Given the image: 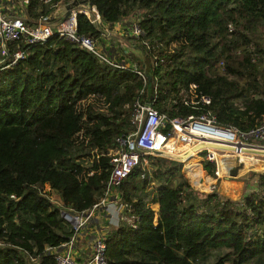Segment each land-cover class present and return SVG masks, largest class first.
I'll return each mask as SVG.
<instances>
[{"label":"trees","instance_id":"1","mask_svg":"<svg viewBox=\"0 0 264 264\" xmlns=\"http://www.w3.org/2000/svg\"><path fill=\"white\" fill-rule=\"evenodd\" d=\"M57 1L73 3L51 0L46 7L42 0H29L28 12L37 18L54 10ZM87 1L111 34L115 24L122 31L133 24L141 29L137 36L124 33L115 58L122 62L127 53L139 70L144 56L150 60L158 111L169 117L194 112L182 98L195 84L212 98L210 109L219 124L240 130L259 124L264 114V0ZM77 26L80 34L107 45L103 31L85 15H77ZM254 53L259 55L255 62ZM10 62L7 58L0 65V264H33L25 252L37 257L35 264H56L47 248L72 235L61 212L88 210L102 196L111 171L107 148L128 126L142 78L101 64L58 36L28 47L22 59ZM236 98L241 107L233 106ZM76 148H88L89 165L73 153ZM142 163L140 158L117 187L130 221L104 235L106 264H197L219 248L227 251L214 264H264V172L246 181L240 200L214 190L196 193L185 179L176 186L160 184L150 199L158 205L155 211L140 196L146 184ZM262 168L264 160H258L254 169ZM175 169L159 168L156 177L166 181ZM204 169L213 174L211 163L205 162ZM199 174L202 179L195 182L208 183L206 191L211 179L200 168ZM45 185L63 206L45 196Z\"/></svg>","mask_w":264,"mask_h":264},{"label":"built area","instance_id":"2","mask_svg":"<svg viewBox=\"0 0 264 264\" xmlns=\"http://www.w3.org/2000/svg\"><path fill=\"white\" fill-rule=\"evenodd\" d=\"M42 2L48 7L51 0H42ZM28 3L29 0H0V65L7 58H10V64H14L25 56L28 47L42 44L52 36H58L84 49L99 63L136 72L142 78V86L133 104L128 128L115 135L107 148L111 171L102 196L88 210L82 212L63 210L61 212L62 218L71 225L72 235L60 246L47 248L53 254L56 264H106L104 236L97 234L94 237L89 254L82 260L74 257V246L81 229L87 225L98 209H114L117 207L116 203L122 205L117 187L140 163L141 156L174 155V151L180 149L183 153L191 152L192 155L201 157V160L197 161L200 169L205 176L213 178L214 182H219L223 174H229L235 166L245 165V158L260 160L259 157L264 156V114L259 124L248 130L221 125L210 109L212 98L198 91L195 84H191L186 96L182 98V104L194 112L185 116L169 117L153 106L156 100L155 85L151 104H145L147 79L144 70H139L133 65L134 57L118 62L115 56H108L102 52L101 42L78 32L77 15L83 14L97 29L103 31V38L106 39L112 35L109 28L103 25L101 16L94 5H89L87 0H73L72 4H67L70 6V13L65 17L64 8L57 1L55 9L50 13L39 14L37 18H33L28 12ZM58 8L61 9L56 13ZM116 25L114 30L118 29ZM129 34L137 36L142 34V31L136 24H133ZM117 41L118 46H122V39L118 38ZM143 44L147 43L143 42ZM10 45L13 46L11 54H9ZM125 55L128 56L127 53ZM257 60H259V55L254 53L252 61ZM218 65L221 66L222 62ZM173 100L170 98L169 102ZM167 127L168 129L165 130ZM205 162L213 165L212 178L203 169ZM190 164L185 166L184 170ZM223 167H225L224 170ZM211 182L208 188L210 192L214 190ZM42 191L45 196H49L48 185H45ZM3 246L4 243L0 241V247ZM25 256L33 264L38 262L33 254L25 252Z\"/></svg>","mask_w":264,"mask_h":264},{"label":"rangeland","instance_id":"3","mask_svg":"<svg viewBox=\"0 0 264 264\" xmlns=\"http://www.w3.org/2000/svg\"><path fill=\"white\" fill-rule=\"evenodd\" d=\"M135 9L136 8L128 7V12L129 11H131V13L132 12L133 13L139 12V10L136 11ZM131 13H128V15L125 16V19H129ZM105 27H106V25H105ZM116 27H118V29L114 30V27H113V30H112L113 33L110 37H108L106 39L104 38V40L106 42H109L108 49H107V47H105V42L101 43L102 52L107 54L108 56H115L117 54V48L114 47V44L117 45V47H120V46H118L119 42L117 40H118V38L121 39L122 37H124L123 36L124 33L122 34V30L119 29V26L116 25ZM113 40H114V44H113ZM122 41L124 43L123 39H122ZM157 46H158V49H162V47H163L162 44H159ZM128 59H129L128 56L125 55L124 60H128ZM233 106L234 107H241L242 106L241 98L234 99L233 100ZM127 128H128V126H126L125 129H127ZM87 151H88V148H84V149L76 148L73 151V153H75L76 155H79V157H80L79 159L84 163V165H89L91 159H93L92 155H87ZM92 153H96V150L93 149ZM182 153L183 152L180 149V150H175L173 153L174 155L156 154V155H148V156L143 155V156H141L142 162H143L142 165L145 169L144 174H145V178H146V184L144 186V189L141 191L140 196L143 197L147 202L150 203V199L153 195L154 190L160 184L165 183V185H168V186H176L184 179L188 182L189 188L194 190L196 193L202 194V193H209L210 192L208 189L206 191H204L206 189V186L208 183H206V184L204 183L205 186L204 185L201 186L198 184V182H195L196 180L198 181V180L202 179L201 178L202 175L199 174L200 166L197 162V161L201 160V157L196 156V155H192L193 153H191V152H185L183 154ZM259 158H260V160H264V156H261ZM189 164H190V168L189 169L187 168L184 170V167L189 165ZM244 166L245 165L235 166V167H237L236 174L233 175L231 172L229 174H223V176H222V178H220L219 182L213 181L214 179L212 178L213 177L212 173H209L207 170H204V171L212 178L210 180V182L212 181L211 184H213V186H214L213 187L214 191L219 193L224 198H230L233 200H240L242 198L243 192L245 190L244 187H245L246 181H247V183L249 182V184H250L251 183L250 181L255 180L259 174L264 172V169H262V170H253V169L247 170V169H245V172H241V170L244 168ZM170 167H174V168L176 167V169L174 170L175 173L173 174V176H171L170 179L164 181V180H160L156 177V174H157V171L159 168L160 169H169ZM178 167H180L179 172L177 170ZM203 167H204V164H203ZM224 169H225V167H223V170ZM246 170H247V172H246ZM203 177L205 178L207 176H205V174H204ZM205 179H207V178H205ZM224 180L229 181V183H231L230 184L231 187H228V188L224 187ZM191 183L194 187L191 185ZM201 184H203V182ZM208 188H209V186H208ZM210 190H212V188ZM49 197L51 199H53V198L56 199L55 200L56 205H59L60 207L63 206V205L59 204L60 202H58V201H60V198L57 196V193L50 192ZM64 205H65V203H64ZM150 205L154 208L155 211L158 210V205L156 203H150ZM62 209H64V208H62ZM117 209H118L120 219H119V223L116 226L114 225V227H118V225H120L124 220H125V222L126 221L129 222L127 220L128 215L126 214L125 207L120 206L119 208L117 207ZM226 251H227L226 248L209 250V252L207 254V258L203 261H199L197 264H214L216 259ZM249 264H251V263H249Z\"/></svg>","mask_w":264,"mask_h":264},{"label":"crops","instance_id":"4","mask_svg":"<svg viewBox=\"0 0 264 264\" xmlns=\"http://www.w3.org/2000/svg\"><path fill=\"white\" fill-rule=\"evenodd\" d=\"M62 8H64V12L66 13L67 7L62 6ZM60 9L61 8H58L56 13ZM126 32L129 34V30L128 31L127 30L122 31V34L126 33ZM106 44L107 45H105V47H108L109 42H106ZM113 44H114V41H113ZM114 46H117V45L114 44ZM136 50H137V47L134 46L133 52H135ZM133 55H134V53H133ZM245 162H246L245 166L241 170V172H245V169L255 170L254 166L256 163H258V160H248V158H245ZM262 169H264V168H262ZM262 169H260V170H262ZM247 170H246V172H247ZM224 182L229 183V181H227V180H224ZM230 184L231 183H229V185ZM229 187H231V186H229ZM116 205L118 208L120 206H122V205H119L118 203H116ZM117 207H115L114 209H107V208L98 209L95 212V215H93L89 219L87 225L83 229H81L79 236H78V239H77V242L74 246V252H73V254L77 260H82L89 254V252L91 250L90 244H91V241L94 239V236H96L97 234L104 236L106 233H108L109 231L116 228V227H114V225L116 226L119 223V219H120ZM128 221H130V219ZM123 222H125V220Z\"/></svg>","mask_w":264,"mask_h":264},{"label":"water","instance_id":"5","mask_svg":"<svg viewBox=\"0 0 264 264\" xmlns=\"http://www.w3.org/2000/svg\"><path fill=\"white\" fill-rule=\"evenodd\" d=\"M66 7H67V11L65 13V17H67L70 13V6L66 5ZM137 62H139V61H137ZM141 66L144 70V75L147 79L145 104L150 105L151 101L153 99V96H154V83H153V79H152L151 63H150V60L146 56L143 57V64ZM238 166H240V164ZM236 171H237V167H234L231 170V173L234 175V174H236Z\"/></svg>","mask_w":264,"mask_h":264}]
</instances>
